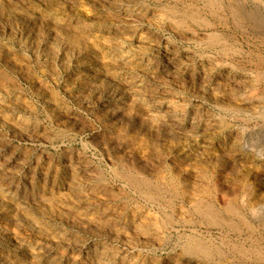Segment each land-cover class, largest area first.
<instances>
[{
	"label": "rangeland",
	"instance_id": "374dc122",
	"mask_svg": "<svg viewBox=\"0 0 264 264\" xmlns=\"http://www.w3.org/2000/svg\"><path fill=\"white\" fill-rule=\"evenodd\" d=\"M0 264H264V0H0Z\"/></svg>",
	"mask_w": 264,
	"mask_h": 264
},
{
	"label": "bare ground",
	"instance_id": "6f19581e",
	"mask_svg": "<svg viewBox=\"0 0 264 264\" xmlns=\"http://www.w3.org/2000/svg\"><path fill=\"white\" fill-rule=\"evenodd\" d=\"M213 2H214V0H213ZM216 3V2H215ZM232 210V209H231ZM208 213V212H207ZM210 214V213H209ZM214 215V214H213Z\"/></svg>",
	"mask_w": 264,
	"mask_h": 264
}]
</instances>
